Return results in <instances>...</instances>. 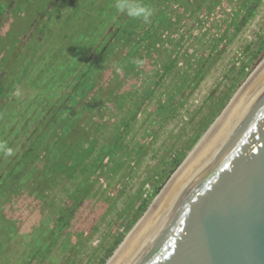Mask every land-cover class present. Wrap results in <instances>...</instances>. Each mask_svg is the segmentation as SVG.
Instances as JSON below:
<instances>
[{
  "label": "rangeland",
  "instance_id": "374dc122",
  "mask_svg": "<svg viewBox=\"0 0 264 264\" xmlns=\"http://www.w3.org/2000/svg\"><path fill=\"white\" fill-rule=\"evenodd\" d=\"M42 2L55 6L58 0H0V65L12 46L21 45L19 38L31 37L33 28L21 32L29 20L44 18L38 13ZM151 10L149 22L126 34L105 60L96 81L102 95L94 113L87 114L93 126L104 123L98 132L101 145L122 128L123 146L115 158L102 160L88 196L62 231L55 223L84 167L48 186L44 200L37 199L32 180L21 195L3 201L0 264H106L135 225L127 230L143 201L161 191L179 167L174 168L175 160L185 159L264 59V49L259 51L264 0H159ZM52 37L40 42L36 58ZM3 78L0 70V88ZM28 82L27 74L6 90L1 118L30 98ZM53 163L44 154L35 166L49 169ZM53 226L60 230L57 240L54 232L49 238L45 234Z\"/></svg>",
  "mask_w": 264,
  "mask_h": 264
},
{
  "label": "trees",
  "instance_id": "16d2710c",
  "mask_svg": "<svg viewBox=\"0 0 264 264\" xmlns=\"http://www.w3.org/2000/svg\"><path fill=\"white\" fill-rule=\"evenodd\" d=\"M157 1L123 0L129 8L143 6L149 9ZM121 2L58 0L55 6L50 5L52 2H42L38 13L43 12L41 15L45 21L44 18L29 20L21 31L29 33L31 28L34 29L29 40L19 38L18 44L21 45L12 46L1 59L0 70L4 78L0 103L7 99L6 90L10 85L21 83L27 74L32 94L19 110L8 109L6 117H0V205L21 195L24 185L32 180L37 199L44 200L48 186L51 188L63 175L72 177L84 167L77 189L70 202L63 206L60 219L55 223L61 231L75 206L88 196L89 185L102 166V160L109 155L115 158L124 144V130L119 128L110 140L101 145L98 132L104 123L93 126L87 115L94 113L102 95L103 87L96 81L104 70L105 60L114 54L115 46L126 34L144 24L142 17L129 16L127 8L123 11L118 9L117 4ZM63 10L68 11L63 14ZM157 22L158 19L152 23L154 29L158 28ZM51 35L54 37L48 42L47 51L36 58L40 42ZM263 49L264 38L260 41L259 51ZM92 90H97L96 96L90 95ZM44 154L54 161L53 167L43 169L35 166ZM183 159L184 155H180L175 160V169ZM38 170L44 171L41 177L36 174ZM158 192L156 189L150 198L143 201L137 218L127 230L147 210ZM56 226L45 232L48 238L54 232L53 237L57 240L60 230H56ZM123 237L124 234L117 239V244Z\"/></svg>",
  "mask_w": 264,
  "mask_h": 264
},
{
  "label": "water",
  "instance_id": "95a60500",
  "mask_svg": "<svg viewBox=\"0 0 264 264\" xmlns=\"http://www.w3.org/2000/svg\"><path fill=\"white\" fill-rule=\"evenodd\" d=\"M184 177L124 264H264V63Z\"/></svg>",
  "mask_w": 264,
  "mask_h": 264
},
{
  "label": "bare ground",
  "instance_id": "6f19581e",
  "mask_svg": "<svg viewBox=\"0 0 264 264\" xmlns=\"http://www.w3.org/2000/svg\"><path fill=\"white\" fill-rule=\"evenodd\" d=\"M264 61L261 63V65L253 72V74L250 76L249 81L251 78L255 75V73L259 70V68L263 65ZM248 80V79H247ZM246 80V81H247ZM248 81V82H249ZM248 82L243 84L241 86V90H238L235 95L232 97V99L228 102L226 107L221 111V113L217 116V118L214 120V122L208 127L207 131H205V134L201 136V138L198 140L197 144L190 150L188 155L185 157L184 164L181 168V176L175 181H171L172 183L168 184L163 191L160 193V195L156 198L154 203L151 205V208L142 219L136 224L134 228L131 229L130 233L127 235L125 240L119 245V247L114 251L113 255L108 259L106 264H124L131 253L134 251V249L137 247V245L140 243V241L143 239V237L146 235V233L150 230L152 225L155 223V221L160 216L161 212L179 187V185L182 183V181L176 185L178 180L184 177V174L187 175L192 168L194 162L196 161L200 150L204 144V141L211 130V128L216 124V122L221 118V116L225 113V111L229 108V106L233 103V101L236 99V97L240 94V92L245 88V86L248 84ZM177 175V176H178ZM186 177V176H185ZM184 177V178H185ZM175 178H177L175 176ZM183 178V180H184Z\"/></svg>",
  "mask_w": 264,
  "mask_h": 264
},
{
  "label": "clouds",
  "instance_id": "9594fccd",
  "mask_svg": "<svg viewBox=\"0 0 264 264\" xmlns=\"http://www.w3.org/2000/svg\"><path fill=\"white\" fill-rule=\"evenodd\" d=\"M117 8L120 9L121 11L125 10V8H127V12L129 16L132 17H142L144 22L147 23L149 22L150 17L152 16V10L147 8V7H143V6H136V7H127V5L123 2L118 3L117 4ZM9 154H11L9 152Z\"/></svg>",
  "mask_w": 264,
  "mask_h": 264
}]
</instances>
